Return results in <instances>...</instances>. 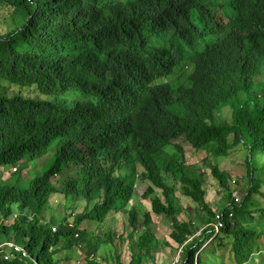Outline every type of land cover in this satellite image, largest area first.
I'll return each instance as SVG.
<instances>
[{
  "label": "trees",
  "instance_id": "obj_1",
  "mask_svg": "<svg viewBox=\"0 0 264 264\" xmlns=\"http://www.w3.org/2000/svg\"><path fill=\"white\" fill-rule=\"evenodd\" d=\"M2 10L12 26L0 33V168L15 171L0 182V243L21 239L28 257L0 255V264H76L60 257L74 245H84L82 264H123L110 253L111 212L130 227L128 264L151 260V213L142 208L139 220L122 174L136 164L151 212L171 222L179 264H203L199 251L214 231L195 237L180 223L166 183L213 219L202 182L186 172L184 144L204 152L226 193L224 227L212 240L230 243L234 264H264V84L256 86L264 82V0H0ZM233 145L246 152L240 203L231 197L238 183L217 167ZM66 166L78 169L77 180L58 189ZM55 193L84 204L53 232L42 212ZM84 221L96 228L79 230Z\"/></svg>",
  "mask_w": 264,
  "mask_h": 264
},
{
  "label": "rangeland",
  "instance_id": "obj_2",
  "mask_svg": "<svg viewBox=\"0 0 264 264\" xmlns=\"http://www.w3.org/2000/svg\"><path fill=\"white\" fill-rule=\"evenodd\" d=\"M12 20L11 15L8 12L0 11V33L2 34L6 29L11 28ZM3 47L0 44V53H2ZM185 77L183 78V81ZM264 84L263 81H258L256 86L261 87ZM222 116L229 121L230 111L224 108L222 111ZM232 142V135L228 136V143ZM184 156L186 161V172L190 177L198 178L203 185L205 190V202L207 207L213 213V219L210 220L207 213L203 211L197 204L193 203L188 197H185L180 192L179 185H175L172 181H167V185L175 190V195L179 201L181 207L180 213L177 215L178 221L181 223H191L196 229L195 236L200 233L204 234L205 230L208 228L213 229V233L200 248L199 257L203 261V264H234L232 255L229 251L230 243L223 239L224 247H218L217 242L213 237L217 234L215 231L214 216L221 212L223 204L226 201V193L219 187L218 182L210 174V164L205 160V154L203 151H195L190 148L189 145H183ZM246 152L245 149L240 145H233L228 150V155L222 158L218 163L217 167L221 171L227 172L233 182L238 183L236 187L232 186V198L235 203H240L241 197L246 191ZM44 160L36 161L33 164L35 169H39ZM135 165V164H133ZM15 171L14 167L8 166L5 168H0V182L7 180L11 174ZM143 170L136 164L133 166L131 171L123 170L122 174L129 175L130 181L133 183L136 196L134 198L137 203L140 204L141 210L139 214V220L142 221V208L147 212L151 213L152 224L150 225L151 232L154 235L157 251L152 253L151 260H145L142 264H179L181 258L180 248L170 239V233L172 231V225L170 220L164 215L157 216L151 212V205L149 199L144 198L142 194L149 186V183L145 179L141 178ZM78 169L74 166H66L62 178L56 179V187L60 189L61 185L65 181H76L78 177ZM25 177L28 178V173L25 172ZM156 194L161 197V192L155 189ZM238 199L236 202L235 199ZM259 201L264 205V201L259 199ZM84 204L83 199H73L65 203V199L61 193L53 194L48 203L47 208L43 214V219L49 221L52 217L54 223L50 224L51 231L54 232L56 225L62 221L66 211H71L74 214L80 213L82 211V206ZM68 209V210H66ZM14 215L17 214V208L13 209ZM31 219V218H30ZM126 217L124 215L114 216L113 213H109L105 220L110 222L112 227V233L114 234V246L110 248V253H117L120 257V261L123 264H128L131 260V251L128 245V235L130 233V227L125 223ZM96 228V223L84 221L78 226L79 230L93 231ZM140 230V228H139ZM210 230H207L208 232ZM208 234V233H206ZM139 234H134L135 240ZM201 235V236H202ZM200 236V237H201ZM197 237V236H196ZM205 237V236H204ZM1 240V239H0ZM11 242L17 243L21 246V239H10ZM209 243V244H208ZM208 244V245H207ZM66 241L60 244V247H64ZM207 245V246H206ZM206 246V247H205ZM84 245H74L69 250H63L62 256L70 255L73 258V263H82L84 258L83 251ZM259 256L256 257V259Z\"/></svg>",
  "mask_w": 264,
  "mask_h": 264
},
{
  "label": "built area",
  "instance_id": "obj_3",
  "mask_svg": "<svg viewBox=\"0 0 264 264\" xmlns=\"http://www.w3.org/2000/svg\"><path fill=\"white\" fill-rule=\"evenodd\" d=\"M235 201L237 202L238 199L236 198ZM232 216L233 215L230 212L228 214L229 219L232 218ZM223 218L224 217H223L222 213H217L214 216L215 230H216L215 232L216 233L224 227ZM196 236L197 237L200 236V233H198V235H196ZM75 237H77V234L75 235ZM0 255H1L2 260L4 262L11 261L15 257V255H20L22 258L28 257L26 250H24L21 246L17 245L16 243L9 242V241H4V242L0 243ZM26 264H28V263H26ZM78 264H80V263H78Z\"/></svg>",
  "mask_w": 264,
  "mask_h": 264
}]
</instances>
